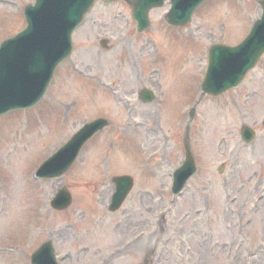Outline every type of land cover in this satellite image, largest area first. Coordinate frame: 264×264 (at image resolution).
Segmentation results:
<instances>
[{
	"label": "rangeland",
	"instance_id": "rangeland-1",
	"mask_svg": "<svg viewBox=\"0 0 264 264\" xmlns=\"http://www.w3.org/2000/svg\"><path fill=\"white\" fill-rule=\"evenodd\" d=\"M33 1L0 0V43L25 26L23 9ZM168 9L154 10L153 28L140 34L126 2H97L40 105L0 118V173L7 175L0 242L21 249V257L0 256V264H30V253L49 238L62 264H141L149 253L153 264H264V59L240 87L198 108L191 143L199 170L182 196L173 198L169 174L184 159L187 115L209 45L239 42L261 9L253 0H214L177 30L165 25ZM143 85L158 90L155 103L139 102ZM98 117L114 124L64 178L30 184L39 163ZM242 123L258 129L251 145L241 140ZM125 173L135 187L110 212L111 178ZM62 185L74 204L56 212L50 200Z\"/></svg>",
	"mask_w": 264,
	"mask_h": 264
},
{
	"label": "water",
	"instance_id": "water-1",
	"mask_svg": "<svg viewBox=\"0 0 264 264\" xmlns=\"http://www.w3.org/2000/svg\"><path fill=\"white\" fill-rule=\"evenodd\" d=\"M80 1L81 0H38L36 6L27 9L26 16L29 23L28 28L14 39L4 42L0 51V104L14 103L23 106L37 102L36 99L48 82L57 63L63 57L70 24L74 11L78 7ZM94 1L95 0H89L84 4L82 10H79L78 18L82 17L92 6ZM262 2L264 4V1ZM150 6L151 3H147V0H138L137 3L133 5L134 15L137 17L138 14L143 23L146 22V16ZM177 9L178 5L175 4L173 12L170 14L171 18H173L174 12ZM78 18L75 22H77ZM262 23H264V19L258 23L256 28ZM248 42L236 48L220 46L222 48L219 49L230 51L235 54L244 49ZM246 47L251 48L248 52V59L249 61L253 59L254 63L264 51V44H250ZM212 54L213 49L211 51V56ZM216 64L217 63L214 64L212 57L210 74L203 84L205 92L214 94L223 92L233 85L238 84L244 76V72H241V74L234 79H225L218 88H216L214 84L216 85L217 83H211L212 69ZM253 65L254 64L251 66ZM91 128L92 125H90V129ZM247 130L248 129L244 127L243 131L246 132ZM83 134L82 132L79 134L78 138L80 142H82L84 138L81 136ZM249 136H252V131ZM192 163L193 157L188 155L185 164L191 166ZM130 181L131 180L127 179L118 180L120 186L116 196H118L119 199H121V196L124 198L131 188ZM63 194L67 195L68 193L61 192L57 199L53 201L54 206L57 208H62L61 205H56L55 202L61 199L64 196ZM119 194H121V196H119ZM118 204V202H114L113 208H116ZM49 247H51V244L47 243V246H44L45 250L43 252L39 251L36 253L34 256L35 260L40 261L45 253H49L50 256L53 255L52 249L47 251Z\"/></svg>",
	"mask_w": 264,
	"mask_h": 264
}]
</instances>
